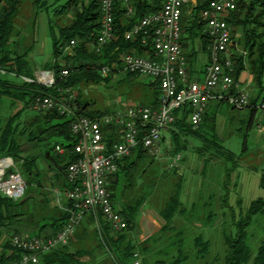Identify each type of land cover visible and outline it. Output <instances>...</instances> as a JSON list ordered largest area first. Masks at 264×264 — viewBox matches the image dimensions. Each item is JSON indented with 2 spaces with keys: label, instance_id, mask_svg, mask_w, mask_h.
<instances>
[{
  "label": "trees",
  "instance_id": "1",
  "mask_svg": "<svg viewBox=\"0 0 264 264\" xmlns=\"http://www.w3.org/2000/svg\"><path fill=\"white\" fill-rule=\"evenodd\" d=\"M25 0H0V68L6 70L5 74L0 72V98L6 99L12 103L24 105L20 111L15 114H10L7 118L2 119L0 116V159L5 157H12L13 160L18 162L23 173L22 176L28 183L25 195L21 200H14L8 198L0 191V232L2 227H13L14 234L35 236V237H53L61 232L69 220V213L59 208L57 201L55 200L54 208L49 207L51 199L50 194L52 188L65 190L71 187V184L67 181L68 165L72 161L77 159L73 148L77 143L75 135L72 133L71 122L67 116L61 115L57 110H49L47 112L33 111L31 109L32 103L36 96H54L61 98V91L67 88L77 89L79 85L90 84L91 82L100 83L106 81L100 74V70L105 65L121 66L122 56L126 53H133L137 51L139 55L155 58V53L152 51V40L149 39L147 46L142 44V38L136 37L133 40H127L125 37L126 32L129 31L133 24L146 16L157 12L162 8L164 0H136L134 7L136 8V14L131 19L126 15V9L122 0H118L116 3L115 14V34L114 40L106 45L102 53H97L91 48L92 43L97 40V36L100 29V22L102 17V9L100 6V0H32L33 6L40 15L42 12L48 16V25H50V35L54 42L53 54L55 61L49 66L53 69L55 74V85L46 87L36 82L34 75L33 61L31 60V52L33 48L25 49L23 52H19L21 47V40H19L16 32V20L20 15V9ZM50 1H53V5L59 4L55 8L54 14L59 18L61 15L73 12L74 16L67 25H57L53 23V20L49 19L51 11ZM209 0H199L198 7L194 9L191 15L183 16V40L182 46L187 52L188 64L192 62L196 63V49L195 41L198 39L201 42V47L204 53L208 56V38L202 35L203 21L201 20V12L206 7ZM264 7V0H257L251 2L244 11L243 6L232 13L229 22L231 26H244L247 28L246 35L244 37L245 46L249 48L250 67H246L242 58H234L235 72L233 77L236 83H240L241 75L248 71L254 76V80L259 85L261 93L256 96L250 97L249 106L245 108L249 111V115L244 121V126L247 127V131L255 123V117L260 111L259 103L264 102V29L261 33L258 29L264 27V9L257 16V20L251 19L254 16V12L258 6ZM244 15L245 20L240 19ZM185 19L187 21H185ZM50 20V21H49ZM253 24L252 29L248 32L249 25ZM235 30H232L233 37H235ZM188 35V37H187ZM16 39L14 40V37ZM261 40L260 42L258 41ZM263 39V40H262ZM71 41H77L76 47L72 49L73 55L66 53L63 47L70 44ZM16 55V58L12 54ZM62 60V61H61ZM208 60V59H207ZM196 61V62H195ZM68 70L69 74L64 75L63 71ZM130 76H136L137 74H128ZM27 78L33 82H27L24 80ZM155 85V100L149 105L156 108L159 103V83L154 82ZM237 88L234 87L232 93L235 94ZM5 100V101H6ZM222 100L220 103L225 102ZM227 102V101H226ZM229 104V103H228ZM147 105V104H143ZM147 105V106H149ZM77 112L76 116H88L90 118L107 114V112H101L88 110L90 104L83 102L78 96L76 101ZM234 110L233 106H231ZM209 109V107H208ZM27 112L28 116L25 114ZM30 112V113H29ZM262 112V111H261ZM176 123L169 129V135L173 144L172 154L182 153L188 148L191 138L202 137L199 133L200 130H192L190 121V110L185 107L176 111ZM209 112L207 110L204 116L205 126L210 124ZM24 120V121H23ZM213 127V125H212ZM213 129V128H212ZM115 129L108 135L109 144L113 142H120L121 138L118 137ZM214 134V133H213ZM249 137V133L244 136V143ZM203 138V137H202ZM32 144L33 152L29 154V149H24V145ZM61 146L64 150L63 154L57 152V147ZM246 146V145H245ZM209 147H213L217 152H221L224 155L226 162L233 163V169H236L237 161L239 157L244 154H235L234 152L223 147L218 143V138L214 134ZM207 148V149H208ZM245 148V147H244ZM245 151V149L243 150ZM57 157L59 159H57ZM149 159L151 163L157 162L149 156L148 152L140 144L133 150L132 154L124 157L119 162V172L110 178L109 189L113 196V201L116 209L125 217L129 228L125 232H114L111 225L107 223L102 214L94 215L89 214L82 222V226L77 230L76 238L81 244L84 245L86 240L83 238L88 233V226L91 224L96 225V218L103 220L105 226L102 229V236L105 244L100 238V232L97 229L94 230L95 241L97 247L106 252V246L109 248L112 254L109 264H133L134 255L136 252L142 255V264L144 261V253L149 252L148 247L154 241L163 238L161 235L171 230L172 220L182 212V201L180 188L183 184V178L173 186L167 200L161 205L159 211L160 217L163 219L165 225L153 237L150 239L136 243L131 231L134 230L136 225V219L139 215L141 207L151 200L157 192L159 186V178H153L146 187H141L139 196L137 198L128 199L124 202L122 208L116 205V201L124 197V193L134 191L135 184L140 182V179L146 174V169L140 171L139 164L141 161ZM45 161L47 167L52 169L54 176L52 177L50 184L51 187H47L43 183L42 175L43 168L40 167L39 161ZM207 162V161H206ZM158 163V162H157ZM225 163V162H224ZM208 164V162L206 163ZM168 170V169H167ZM230 171L229 168L227 170ZM136 174V177H135ZM179 170H168L163 177L165 182L171 176L179 177ZM122 176V177H120ZM158 177V176H156ZM168 178V179H167ZM262 179H264V169L262 171ZM120 181L122 184H120ZM170 183L165 185L168 188ZM163 186H159L162 188ZM175 189V190H174ZM174 190V191H173ZM42 198V199H41ZM56 199V198H55ZM69 205L70 203L67 202ZM252 213L260 212L263 208V201L257 200L253 203ZM50 210V211H49ZM51 211L53 213H51ZM248 224L247 219H241L235 224L237 227L236 234L225 233V242L229 244L231 254H229L230 264H264V227L262 229L263 237L256 251L253 253L252 249L247 244L246 234L241 233L243 226ZM114 233V234H113ZM13 234V235H14ZM113 234V235H112ZM181 233H178L180 235ZM73 236V237H74ZM235 236V238H234ZM181 237V235H180ZM179 239L172 243L171 246L180 248L183 244V239ZM80 239V240H79ZM73 239L70 240L67 246H61L55 248L53 251L41 256L42 264H88L85 263L84 257L90 256L89 264L94 261L93 253L86 249L84 246L76 247L77 250L70 251V247L75 245ZM209 242L201 241V238H196L195 247L199 249L197 254L199 257H203L206 253H209ZM179 250L178 256L172 261V264H183L188 261V255L184 250ZM21 251L15 249L11 242L6 245L5 249L0 254V264H11L13 261H17L21 258ZM108 257V258H109ZM104 264V263H103Z\"/></svg>",
  "mask_w": 264,
  "mask_h": 264
},
{
  "label": "built area",
  "instance_id": "2",
  "mask_svg": "<svg viewBox=\"0 0 264 264\" xmlns=\"http://www.w3.org/2000/svg\"><path fill=\"white\" fill-rule=\"evenodd\" d=\"M118 0H100L102 9L101 26L97 40L92 48L102 53L106 45L114 40L115 14ZM126 15L131 19L136 14L134 3L136 0H122ZM257 0H209L201 12L203 21L202 35L208 38V60L205 67L204 80L190 79L188 76L187 52L182 46V19L185 13L191 15L198 6L199 0H164L159 11L147 14L137 20L132 28L126 32L127 40L142 38V44L147 46L152 40V51L155 58L142 56L137 53H126L122 56L121 67L112 64L101 68L100 74L106 78L111 72L137 74L159 83V103L156 108L137 103L127 105L114 112L90 118L76 116L77 97L74 89L61 91V98L54 96H36L32 103L33 111L47 112L57 110L61 115L72 119V133L78 140L73 153L77 159L69 163L67 181L71 187L65 191L68 204H63L59 191L54 190L60 209L69 213L66 227L53 237H35L14 234L10 242L15 249L21 251V258L11 264H42L41 256L55 248L67 246L82 222L89 214H102L114 232H125L129 228L125 217L116 209L113 196L109 189L110 178L119 172V162L132 154L140 144L149 156L168 170H179L182 166V153L171 154L166 157L163 149L167 137L165 133L177 122L176 111L187 107L190 110L192 130H199L204 122L210 101L220 103L226 100L229 105L244 110L249 106L250 94L238 89L233 74L234 37L230 19L233 12L241 6L246 7ZM1 20V13H0ZM77 41H71L63 47L70 51L76 47ZM2 74L6 70L0 68ZM64 75L69 71L64 70ZM27 82H33L24 78ZM36 82L49 87L55 85L54 72H41L36 76ZM237 88L235 94L232 90ZM259 110L264 112V102L259 103ZM115 129L120 142L109 144L108 135ZM171 141V140H170ZM57 152L63 154L61 146ZM11 163L3 170L0 191L16 201L23 199L28 183L16 168L12 158ZM13 173H9V170ZM95 224L102 236L98 218ZM106 252L110 255L109 248ZM133 264H142V255L136 252Z\"/></svg>",
  "mask_w": 264,
  "mask_h": 264
},
{
  "label": "rangeland",
  "instance_id": "3",
  "mask_svg": "<svg viewBox=\"0 0 264 264\" xmlns=\"http://www.w3.org/2000/svg\"><path fill=\"white\" fill-rule=\"evenodd\" d=\"M63 2L61 1L55 5H53V1L49 2L52 11L49 19L60 26L67 25L74 16L72 11L61 15L60 18L55 16L53 10ZM263 9L264 7L260 4L251 19L257 20V15ZM35 10L32 0L23 2L20 9L21 13L15 24L16 32L21 37L23 47L35 48L34 34L36 27L39 25L41 30L46 28L47 36L42 39V58L51 62L53 60L54 42L47 23L44 24L45 26L43 25L44 18L42 16H47V14L42 12V15H38ZM240 19L245 20L244 15ZM262 19L264 20V16ZM187 20L185 19V21ZM252 27L253 24L248 26V32H250ZM231 29L235 30L234 58H242L248 68L251 60L248 57L250 51L244 42L247 28L235 25L231 26ZM263 29L264 27L258 29V32L261 33ZM15 39L16 36L14 37ZM258 41L260 42L261 40L258 39ZM198 42L200 40L197 39L195 44ZM38 61H40V58ZM34 75L36 76L35 73ZM202 77L205 79L203 75ZM242 91L250 94V97L256 94V91L250 86L247 91ZM154 92L155 85L152 79L113 71L106 81L79 85L77 89H74V96H79L83 102L90 104L89 110L91 111L114 112L121 110L127 105H135L137 103L149 105L155 100ZM6 99L0 106L2 119L7 118L12 113H17L24 107L22 104L12 103L9 99ZM211 102L213 101L208 104L210 124L207 126L205 124L202 125L199 133L203 138H191L188 148L182 152V168L179 171V177L171 176L164 182L163 177L168 171L166 166L157 162L150 165L151 160L145 159L140 162L139 170L146 169V174L140 179L138 184H135L134 191L124 193V197L120 199V201L124 199V202L132 198L134 200V198L139 196L138 193L142 190L141 187L148 186L151 179L159 178V186L163 187L159 188L158 186L156 194L141 207L139 214L154 216L158 221L162 222L159 215V211L162 208L161 205L167 200L173 186L181 180L180 177L183 178V184L180 185L182 212L174 218L175 222L173 225H175V230L172 233H163L161 235L163 238L151 243L148 247L149 252L144 253L143 264H172V261L178 256V249L184 250L188 255V261L183 264H230L229 262L232 259H229V254H231L232 249L225 242V233H228L229 236L232 233L237 237L235 224L241 219H247L248 221V224L243 226L240 232L246 234L247 244L253 253L261 243L263 237L262 229L264 227V179H262V171L264 169V113L261 111L257 113L255 123L247 131L244 121L248 120L246 119L249 115L248 110L237 108L234 110L226 101L221 103V105H213ZM27 112L25 114L29 117ZM213 133L216 134L218 143L223 145V147L236 155L244 153L239 157L235 170H232L234 168L233 163L226 162L221 152H217L213 147L208 148L214 136ZM247 133H249V137L246 144H243L244 136ZM165 136L169 140H167L162 150H164L168 158L173 151L169 130L165 133ZM24 149H29V154L33 152L31 143L24 145ZM244 149L245 151H243ZM9 158L12 157L1 158L0 162L8 161L10 160ZM57 159L59 158L57 157ZM206 161L208 164H206ZM13 162L16 168L23 173L18 162L15 160ZM39 163L40 167L43 168V172H45L42 175V178H44L43 183L47 187H51L50 181L54 176V172L47 167L48 165L45 161L41 160ZM2 166L3 164H0V169H2ZM228 168L229 172L227 171ZM167 183L172 185L165 188ZM61 196L64 199L63 194ZM50 199L49 207L53 210L56 203L54 193L50 194ZM257 200L263 201V209H260L258 213H252L253 203ZM117 204L121 208V204L119 202ZM51 213L53 212L51 211ZM98 221L104 230L103 220L98 219ZM96 227L93 224L88 226V233L83 238L86 240L84 245L79 241L77 242L76 236L72 237L71 239L76 242L73 247L77 250L78 247L82 248L84 246L90 250L94 258L92 264H109L110 257L108 253L97 247L98 242L95 241L94 235ZM178 233H181V237ZM179 237L183 239V244L180 248L177 245L174 247L168 245L169 242L174 243L177 241ZM196 238H201L203 242H209V253H206L203 257H199V254H197L199 249L195 247ZM89 260L90 256L86 255L84 257L85 263H91Z\"/></svg>",
  "mask_w": 264,
  "mask_h": 264
},
{
  "label": "crops",
  "instance_id": "4",
  "mask_svg": "<svg viewBox=\"0 0 264 264\" xmlns=\"http://www.w3.org/2000/svg\"><path fill=\"white\" fill-rule=\"evenodd\" d=\"M42 15V14H41ZM43 16V25L45 23H47L48 25V17L45 16V15H42ZM45 26V25H44ZM49 29H50V25H48ZM49 34V33H48ZM47 36V32H46V28L44 30V28H40V26L38 25L36 27V31H35V34H34V41H35V48H33V51L30 53L31 54V60L33 61V69H34V73L36 74V76L41 73V72H52L53 69L50 68V64L52 62L55 61V58H54V54H53V60L51 62H48V60H44L42 58L43 54H42V39L45 38ZM19 40H21V37H19ZM22 42V40H21ZM30 47H23V45L21 44V48L19 49V52H23L25 51V49H29ZM92 48V46H91ZM195 49H196V52H197V55H196V63H189V67H188V76L190 79H195V80H199V81H203V77L202 75L204 76L205 75V67H206V62H207V59H208V56L206 53H204L202 47H201V42H198L195 44ZM134 53H137V51H133ZM187 52L190 53V51L187 50ZM66 53L70 54V55H73V51L72 50H68L66 51ZM138 54V53H137ZM14 58H16V55L13 53L12 54ZM40 58V61H38V59ZM201 64V65H200ZM202 74V75H201ZM35 76V77H36ZM153 81V80H152ZM240 83H238V89L240 90H246L250 87H252L255 91H256V94H259L261 93L262 90H260V86L256 84L255 80H254V76L251 75V73L248 71L244 72L242 75H241V78H240ZM263 85H264V80H263ZM4 101L3 98H0V106L2 104V102ZM213 103V105H218V102H211ZM0 110H1V107H0ZM89 110V108H88ZM90 112H92L91 110H89ZM264 113V112H263ZM182 166L180 167L179 171L181 170ZM122 177V176H120ZM120 184L121 181H120ZM67 189V188H66ZM65 190H59V189H55V188H52V192L54 193L55 195V198H56V201H57V197H56V194L54 192V190H57L59 191L60 196L63 194L64 196V199L62 198L61 196V201L63 204H67L68 200H67V196H65ZM128 201V200H127ZM126 201V202H127ZM117 202H119L121 205V208H122V205L124 204V199L122 201H119L117 200L116 201V205L118 206ZM162 222L158 221L154 216L152 217L151 215H148V214H139V216L137 217L136 219V225H135V228L133 230V237L136 241V243H141V242H144L148 239H150L151 237H153V234H156L158 233L162 228L163 226L165 225L166 222L163 221V219L161 218ZM175 219H173L172 223H171V230L168 229V232L169 233H172L174 230H175V225L174 224V221ZM15 230L13 227H2L1 228V232H0V254L2 253V251L5 249L6 245L10 243V238L11 236L15 233ZM170 238V236H169ZM170 240V239H169ZM75 241V240H74ZM168 245H172V242H169ZM70 251H75L74 247H70Z\"/></svg>",
  "mask_w": 264,
  "mask_h": 264
},
{
  "label": "bare ground",
  "instance_id": "5",
  "mask_svg": "<svg viewBox=\"0 0 264 264\" xmlns=\"http://www.w3.org/2000/svg\"><path fill=\"white\" fill-rule=\"evenodd\" d=\"M11 163V161L10 160H4V161H1L0 162V164H3V166H2V169H0L1 171H0V179H1V176H2V174H3V172H4V168L8 165V164H10ZM3 184L0 182V186H2Z\"/></svg>",
  "mask_w": 264,
  "mask_h": 264
},
{
  "label": "water",
  "instance_id": "6",
  "mask_svg": "<svg viewBox=\"0 0 264 264\" xmlns=\"http://www.w3.org/2000/svg\"><path fill=\"white\" fill-rule=\"evenodd\" d=\"M44 73H47V74H48V73H49V71H48V72H44ZM9 173H13V170H12V169H11V170H9L8 174H9Z\"/></svg>",
  "mask_w": 264,
  "mask_h": 264
}]
</instances>
